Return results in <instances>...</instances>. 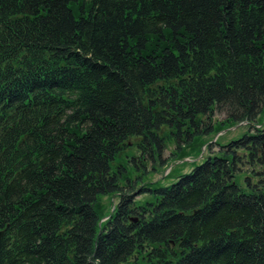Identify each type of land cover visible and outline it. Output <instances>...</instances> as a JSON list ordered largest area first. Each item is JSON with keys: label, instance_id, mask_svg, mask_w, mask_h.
<instances>
[{"label": "trees", "instance_id": "obj_1", "mask_svg": "<svg viewBox=\"0 0 264 264\" xmlns=\"http://www.w3.org/2000/svg\"><path fill=\"white\" fill-rule=\"evenodd\" d=\"M263 113L264 0H0V264H264Z\"/></svg>", "mask_w": 264, "mask_h": 264}, {"label": "rangeland", "instance_id": "obj_2", "mask_svg": "<svg viewBox=\"0 0 264 264\" xmlns=\"http://www.w3.org/2000/svg\"><path fill=\"white\" fill-rule=\"evenodd\" d=\"M225 117V113H220L217 115L218 119ZM260 126H264V113L260 116ZM216 122V121H215ZM217 132L210 136H205L197 140L195 145L186 148L182 155L177 159L170 161L166 167L159 169L157 172H151L145 177L144 183H152L155 186H166L177 181L178 176L189 173L194 167L203 163L210 155L218 153L220 145H225L232 140L241 137L245 132L248 131L249 126L246 123L236 124L234 126H226L220 129L217 126ZM135 142V138H132ZM134 142L132 144H134ZM217 142V143H216ZM131 144V146H132ZM213 149H211V146ZM216 146V148H215ZM215 148V149H214ZM174 150V145H171L165 152L168 157L172 154ZM138 155L137 146L128 147L120 155L117 156L113 163V167L119 164L127 165L130 176L135 177L139 173L134 171V164L131 162L132 157ZM151 196L148 194H143L138 197L140 203H144L150 200ZM119 200V195H108L103 196L101 199L100 209L104 212L103 220L106 219L108 215L112 212L115 203Z\"/></svg>", "mask_w": 264, "mask_h": 264}, {"label": "water", "instance_id": "obj_3", "mask_svg": "<svg viewBox=\"0 0 264 264\" xmlns=\"http://www.w3.org/2000/svg\"><path fill=\"white\" fill-rule=\"evenodd\" d=\"M4 230H0V249H1V241H2V237L4 235Z\"/></svg>", "mask_w": 264, "mask_h": 264}]
</instances>
